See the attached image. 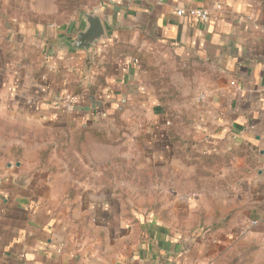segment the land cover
Segmentation results:
<instances>
[{"label": "crops", "instance_id": "obj_1", "mask_svg": "<svg viewBox=\"0 0 264 264\" xmlns=\"http://www.w3.org/2000/svg\"><path fill=\"white\" fill-rule=\"evenodd\" d=\"M189 8L209 18L176 14ZM93 11L105 35L84 48L73 45L84 16L24 25L0 15V116L70 134L117 118L132 133L141 123L164 132L167 112L140 59L153 56L179 72L191 148L230 155L220 175H238L212 202L166 192L155 211L122 201L102 144L86 149L80 175L53 157H0V264H210L221 240L264 248V0H100ZM64 94L79 96L74 110ZM29 148L0 144L6 154ZM218 223L205 249L201 232Z\"/></svg>", "mask_w": 264, "mask_h": 264}, {"label": "rangeland", "instance_id": "obj_2", "mask_svg": "<svg viewBox=\"0 0 264 264\" xmlns=\"http://www.w3.org/2000/svg\"><path fill=\"white\" fill-rule=\"evenodd\" d=\"M99 1L13 0L7 6L0 4V15H7L24 25L36 23L61 25L71 22L76 16L92 12ZM140 59L147 65L146 71L154 88V97L167 112L169 124L167 122L166 131L157 134L147 132L148 125L141 123L137 133H132L122 119L107 120L93 126L94 132H88L83 138L76 136V142H84L85 146L84 149L75 151L67 145L72 133L48 129L36 123L11 121L0 116V144L21 142L29 147H35L25 152L10 150L8 154L0 151V157L14 159L24 154L35 155L37 159L46 157L48 160L53 157L59 164L70 161L73 172L80 175L83 173L81 170L85 168H80L79 164L87 160V150L99 143L108 147L109 152H105L107 158L112 160L115 158L113 166L109 168L108 165L105 166V172L109 175L115 173L117 176L114 186L120 189L123 197H126L122 199L125 203L130 201L133 206L151 207L155 211H160L161 207L166 205V192L201 193L203 202H212V198H209L211 194L223 192L238 175V173L234 175L231 170H228L229 175L225 177L220 175L228 168V162L232 157L225 154L207 156L191 148V135L184 128V125H189L190 119L187 115L182 118L184 113L178 111L180 105L185 103L181 93V80L176 78L179 72L161 68L153 56H141ZM188 73L192 75V72ZM52 145H55V152ZM36 146L40 148L37 151ZM94 153L97 156L98 152ZM129 191H134L135 195L130 196ZM223 200L217 199L220 202ZM224 220L223 216L220 221ZM216 232L218 231L201 232L207 236L205 240L201 238L205 249L209 246L208 237L213 238ZM185 233L191 240V234L194 232L188 230ZM221 242L222 244L216 246L211 253V256L215 257L211 259L210 264H264V248H259L254 243L229 245L224 244L223 240Z\"/></svg>", "mask_w": 264, "mask_h": 264}, {"label": "water", "instance_id": "obj_3", "mask_svg": "<svg viewBox=\"0 0 264 264\" xmlns=\"http://www.w3.org/2000/svg\"><path fill=\"white\" fill-rule=\"evenodd\" d=\"M86 27L78 33L77 38L73 41L76 47H86L93 45L95 42L102 39L105 35L103 25L96 12L92 11L84 15Z\"/></svg>", "mask_w": 264, "mask_h": 264}, {"label": "built area", "instance_id": "obj_4", "mask_svg": "<svg viewBox=\"0 0 264 264\" xmlns=\"http://www.w3.org/2000/svg\"><path fill=\"white\" fill-rule=\"evenodd\" d=\"M176 14L186 15L194 19H200V20H207L209 18V12L204 9L200 8H189V9H178L176 11ZM203 98V96L200 97V99ZM79 101V96L76 94H64L59 98V102L66 111H72L74 110L76 104ZM201 153L205 154L204 151H201Z\"/></svg>", "mask_w": 264, "mask_h": 264}, {"label": "trees", "instance_id": "obj_5", "mask_svg": "<svg viewBox=\"0 0 264 264\" xmlns=\"http://www.w3.org/2000/svg\"><path fill=\"white\" fill-rule=\"evenodd\" d=\"M88 132H94V129L92 127H88V126H86V127H79L78 129H76L71 134L72 137H71L69 143L67 144L68 147H70L71 149H73L75 151H79L81 148L83 149L84 146H85V143L84 142H81V143L76 142V136L78 138H83V136H85ZM50 147H52V146H50ZM46 151H48V150H45V152ZM207 156H210V155H207ZM41 158H38V160H40L41 162L47 161L46 157H44L43 159H41ZM220 226H221V224L218 223L214 227L211 226V227L205 228L203 230L207 232V231H211L214 228H217V227H220ZM209 228H213V229H209Z\"/></svg>", "mask_w": 264, "mask_h": 264}]
</instances>
